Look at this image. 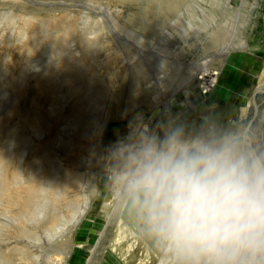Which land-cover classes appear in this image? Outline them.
Segmentation results:
<instances>
[{"label":"rangeland","instance_id":"1","mask_svg":"<svg viewBox=\"0 0 264 264\" xmlns=\"http://www.w3.org/2000/svg\"><path fill=\"white\" fill-rule=\"evenodd\" d=\"M258 88L264 0H0V264H120L119 226L145 229L113 195L110 148L152 120L264 121L262 92L242 115ZM141 245L130 264L163 262Z\"/></svg>","mask_w":264,"mask_h":264},{"label":"clouds","instance_id":"2","mask_svg":"<svg viewBox=\"0 0 264 264\" xmlns=\"http://www.w3.org/2000/svg\"><path fill=\"white\" fill-rule=\"evenodd\" d=\"M111 187L174 264H264V121L133 128Z\"/></svg>","mask_w":264,"mask_h":264},{"label":"bare ground","instance_id":"3","mask_svg":"<svg viewBox=\"0 0 264 264\" xmlns=\"http://www.w3.org/2000/svg\"><path fill=\"white\" fill-rule=\"evenodd\" d=\"M207 71L208 70H205V72L201 73L200 76H198V78H197V80H198L197 81L198 92H200L201 95L208 94L210 92V90L213 89V87L216 85V82H217V74L218 73H216L214 71H212V72H210V71L207 72ZM195 77H196V75H195ZM136 83L138 84L137 81H136ZM258 91H260V89ZM259 93H261V92H259ZM133 100L134 99L130 98V103ZM253 104L254 103L252 102V99H251L248 102V104L246 105V107L243 109L242 115L244 118L246 116H248L250 113H252L253 108H254ZM151 118H155V117H151ZM153 123H154L153 120L144 122L141 125V128L146 126L149 131H152ZM121 206H123V204H121ZM135 233L136 232L132 233L127 228L125 231H123L121 229V227L119 226V229L116 233V237H117L116 242L118 244L119 243H123V244H119V245L117 244V247L115 246L112 249H113V253L115 254V256L117 258L116 261H118L120 264H130V262L134 258V255H135L134 252L135 251L140 252V260H142L144 253H146V251H144V246L141 245V242H143V240L146 239L147 232L144 230L142 233V236L140 235V237H138L139 235L138 236L135 235ZM127 236H129V239H127ZM120 239H124V240H120ZM118 247H121V250ZM169 258H172V254L169 253L167 250H165L164 254H161L159 261L163 260V262L161 264H164L165 261H168ZM139 264H143V262L139 261ZM157 264H159V263H157ZM172 264H174V262Z\"/></svg>","mask_w":264,"mask_h":264},{"label":"water","instance_id":"4","mask_svg":"<svg viewBox=\"0 0 264 264\" xmlns=\"http://www.w3.org/2000/svg\"><path fill=\"white\" fill-rule=\"evenodd\" d=\"M260 89V91H258ZM259 92H262V93H264V89H262V88H258V89H254L253 91H252V102L254 103L255 102V98H256V95L257 94H259ZM255 112H256V106L254 107V114L253 115H255ZM156 112H154V114H155ZM158 113V112H157Z\"/></svg>","mask_w":264,"mask_h":264}]
</instances>
